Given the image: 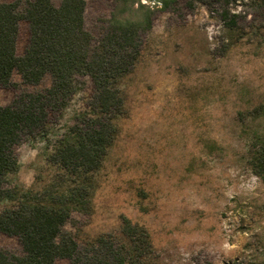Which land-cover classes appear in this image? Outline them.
I'll use <instances>...</instances> for the list:
<instances>
[{"label":"rangeland","instance_id":"rangeland-1","mask_svg":"<svg viewBox=\"0 0 264 264\" xmlns=\"http://www.w3.org/2000/svg\"><path fill=\"white\" fill-rule=\"evenodd\" d=\"M85 1L86 28L97 43L115 0ZM140 1L153 10L152 27L141 33L134 68L118 82L124 111L94 173L91 207L74 210L64 230L84 246L103 233L121 237L126 216L150 233L145 264H264V176L253 161L264 143V0L232 2L228 19L220 0H178L168 9ZM29 38L21 20L18 55ZM51 80L27 84L14 72V84L0 85V105ZM77 86L67 107L50 116L47 136L13 147L15 181L23 187L37 191L64 176L48 155L58 135L90 110L92 78L77 76ZM0 249L24 254L19 238L2 231Z\"/></svg>","mask_w":264,"mask_h":264},{"label":"trees","instance_id":"trees-1","mask_svg":"<svg viewBox=\"0 0 264 264\" xmlns=\"http://www.w3.org/2000/svg\"><path fill=\"white\" fill-rule=\"evenodd\" d=\"M171 8L178 0H156ZM226 6L236 0H220ZM138 3V6H136ZM22 10L20 9L23 7ZM85 0H14L0 3V85H37L46 76L51 85L22 93L0 105V231L17 236L24 254L0 249V264H145L152 242L144 225L122 218L121 237L103 233L81 246L64 230L76 209L91 207L94 173L103 165L114 140L115 120L124 111L119 80L132 71L142 47L141 33L152 27L153 10L140 0H115L105 34L95 39L85 24ZM29 24L23 55L17 44L20 21ZM231 25L236 20H229ZM88 75L95 88L90 110L58 135L48 161L63 171L34 191L16 182L20 163L13 147L27 136H47L50 116L65 109L77 91V76ZM255 170L264 176V143L254 153Z\"/></svg>","mask_w":264,"mask_h":264}]
</instances>
